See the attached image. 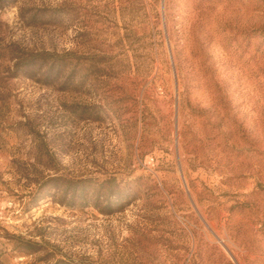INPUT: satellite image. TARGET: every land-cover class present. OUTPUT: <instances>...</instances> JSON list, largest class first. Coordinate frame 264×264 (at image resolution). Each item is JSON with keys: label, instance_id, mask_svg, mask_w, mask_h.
Masks as SVG:
<instances>
[{"label": "rangeland", "instance_id": "374dc122", "mask_svg": "<svg viewBox=\"0 0 264 264\" xmlns=\"http://www.w3.org/2000/svg\"><path fill=\"white\" fill-rule=\"evenodd\" d=\"M0 264H264V0H0Z\"/></svg>", "mask_w": 264, "mask_h": 264}]
</instances>
